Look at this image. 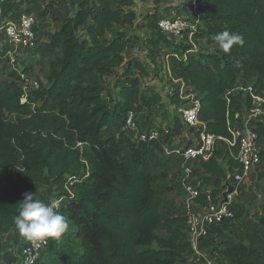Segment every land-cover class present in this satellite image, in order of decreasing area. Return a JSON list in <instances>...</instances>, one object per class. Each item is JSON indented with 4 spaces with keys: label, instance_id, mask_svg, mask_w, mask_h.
<instances>
[{
    "label": "trees",
    "instance_id": "1",
    "mask_svg": "<svg viewBox=\"0 0 264 264\" xmlns=\"http://www.w3.org/2000/svg\"><path fill=\"white\" fill-rule=\"evenodd\" d=\"M199 2L193 42L205 39L211 45L216 34L228 30L243 36L244 43L228 52L200 54L190 45H179L168 54V67L173 80L188 86L185 94L199 100L198 119L205 131L232 141L230 125L236 112L245 107L243 98L234 94L237 76L245 88L251 86L264 96V0ZM33 3L27 0V4ZM134 4L135 0H81L47 44L59 52L47 62V86L39 84L24 92L26 80L13 69L9 70L12 84L0 81V257L4 264H19L14 252L3 247L7 235L18 232L14 217L25 193H36L49 205L55 194L69 197L60 211L70 230L62 240L50 239L36 264H178L192 253L180 211H160L167 188L156 184L157 177L151 173L156 159L153 150L160 149V143L132 140L121 130L128 112L151 110L158 96L145 89L142 104L136 103L140 84L130 77L136 65H127L122 73L125 80L119 83L114 111L102 94L104 76L124 63L130 43L128 28L136 20L129 9ZM16 10L14 19L29 13L20 7ZM9 12L4 9L1 18ZM3 46L0 65L6 61L7 47ZM180 51L183 55L179 57ZM23 96L25 102H21ZM11 117L14 122L9 121ZM146 122L152 128L150 119ZM168 129L166 140L182 134L179 115ZM225 149L221 143L201 165L207 184L214 179L219 187L226 178L221 162ZM228 164L231 171L236 163L228 159ZM262 177L264 169L259 174ZM69 178L75 180L69 185L72 198L65 188ZM43 186L53 197L46 198ZM262 210L256 219L257 230L241 231L234 241L224 243L222 264H262L264 205ZM158 230L164 236L156 235ZM215 234L222 235L221 229L216 228ZM213 237L200 240L198 249L212 247Z\"/></svg>",
    "mask_w": 264,
    "mask_h": 264
},
{
    "label": "rangeland",
    "instance_id": "2",
    "mask_svg": "<svg viewBox=\"0 0 264 264\" xmlns=\"http://www.w3.org/2000/svg\"><path fill=\"white\" fill-rule=\"evenodd\" d=\"M31 1H35L33 8L24 4L27 0H5L0 6L1 12H3L4 9H10L9 14L5 18H8L7 20H14L13 17L17 11L16 9L17 7H20V9L25 12H29L22 14H31L36 21V42L34 49L26 52L23 57L13 55V60H11L10 56L5 53L4 58H6V61L0 65V69H2V71H0V81L12 84L13 79L9 77V70L13 69L21 74L22 79L26 80L22 85V87H25L26 89L31 88L33 82L47 86L44 80V75L47 71V62L49 59H55L59 55L57 50L52 49L47 45L48 41H51L52 30L46 32L45 23L50 21L53 24V27L57 29L59 24L63 25L65 17L67 18L68 16H71V14L76 11L78 3L81 0ZM37 1H40L38 6H36ZM21 3H23V7L21 6ZM129 9L135 12L136 20L133 25L128 28L130 43L125 51L124 63L112 75L104 76V91L102 94L109 102L110 110L114 111V107L119 101V83L125 80V76L122 75L124 69L127 65L137 66L134 68L132 75L130 76L131 79L137 78L140 84V94L136 97V103L142 104L145 97L144 91L149 88L158 96V103L148 111H130L124 118L125 123L121 130L131 136L132 140H136L138 133L131 131L126 124V119L129 113L134 114V118L141 130H157L158 128H161V130H169L168 127L173 123L174 117L179 115L178 108L189 103L187 99L190 97H188V94H185V92L189 90L188 86H186L185 83L181 84L180 81L173 80L170 76L168 54L172 51L174 52L179 45H190L196 54L211 53L215 50H221V48L217 42L208 45L205 39H198L196 42H193L192 37L196 26L199 24L198 20L201 11L199 0H135L134 6ZM193 13L196 14L194 20L192 17ZM178 15L185 18L189 22L188 24H193L192 29L189 28L188 31L183 32L179 37L164 35L158 29L157 22L160 19H168L171 17H177ZM192 21L197 22L192 23ZM147 25L150 28H148ZM5 44V38L3 34L0 33V51ZM178 54L179 57L183 55L181 51ZM25 69L29 70L28 74H24L23 70ZM237 81L238 87L236 88V91H234L236 96H238V89L243 86L240 75L237 76ZM176 95L178 96L177 99L175 98L177 97ZM180 97H183V99ZM21 100L24 102L25 96H23ZM244 101H246V99H244ZM8 119L9 121L14 122V118L11 117ZM146 119H150V123L153 125L152 128H148ZM181 133L180 136L174 137L180 138V141L182 135L191 138V132L188 131V129L183 127ZM262 135L263 138L261 144L264 149V129L262 130ZM78 147L81 149L82 146ZM153 152L156 155V159H153L151 173L157 177L156 184H160L167 188V191L162 195V206L160 207V211L176 213V211H180L183 199V193L177 184L176 172L178 165L172 160L167 162L164 156L160 153L159 146L155 147ZM221 162L225 171H227L226 160L224 157ZM263 169L260 170L258 174H252L241 188V192L237 198L238 211L234 220L231 222L232 226L223 227L221 230L222 235L213 237L215 239L214 245L212 246L213 248L210 247L206 251L207 259L211 264L224 263L222 251L225 242L234 241L235 236L241 231L253 233L258 229L259 224L256 219L263 212L262 209L264 205V177L259 178V174L263 172ZM212 181L215 180L213 179ZM74 182L75 180L67 179L65 185L67 191L69 190L68 193L70 198L74 196V192L69 189V185ZM224 182L225 180H222L219 186ZM41 190L48 199L54 195L47 186H43ZM56 195L57 194L54 195L56 198H54L55 200L52 205H55V210L62 214L60 210L69 200V197H58V195ZM69 230L70 229L68 228L66 233H68ZM65 234L62 238L65 237ZM156 235L162 237L164 236V233L158 230L156 231ZM19 237L21 236L18 235V232L8 234L5 239L4 250H10L15 253L22 239ZM1 258L2 257H0V264H4ZM178 264H205V262L203 260L196 261L192 258L191 253H189L186 254ZM262 264H264V257Z\"/></svg>",
    "mask_w": 264,
    "mask_h": 264
},
{
    "label": "built area",
    "instance_id": "3",
    "mask_svg": "<svg viewBox=\"0 0 264 264\" xmlns=\"http://www.w3.org/2000/svg\"><path fill=\"white\" fill-rule=\"evenodd\" d=\"M4 1L0 0V6ZM1 13L0 9V33L6 41V54L11 60L14 56L23 57L26 52L35 47V18L31 14H21L14 20H7V18L3 21ZM195 15L193 13V17ZM188 23L185 18L178 15L160 19L157 27L164 35L179 37L189 28L192 29L193 24ZM176 81L184 83L181 80ZM32 84L33 89L39 86L37 82ZM22 88L24 92L29 89ZM238 95L246 101H244L245 107L236 112V119L230 125L232 141L205 131L204 123L198 119L199 100L192 94L188 95L189 103L178 108L181 123L191 132V138L182 135L181 141L180 138L175 137L166 140L169 130H141L133 113H129L126 119L128 128L138 133L137 141L159 142L162 155L167 159H174L173 161L178 165L176 177L177 184L183 193L180 213L185 219V234L191 245L192 258L196 261L203 260L205 264L211 263L207 259V249H198L199 241L210 235L215 236L216 228L222 230L225 222L231 223L234 220L238 211L237 198L242 186L252 174H258L264 166L262 155L264 149L261 144L264 129V96L255 93L251 86L246 88L241 86L238 89ZM180 98L183 99V97ZM247 104H249L248 107H246ZM221 143H224L226 147L223 157L226 160L227 174L225 182L216 187L214 181L208 184L205 182L206 174L201 172V165L209 161L214 150ZM77 146H82V144L78 143ZM228 159L236 163L231 171ZM18 235H20L19 232ZM21 238L22 245L14 253L19 258V264H36L43 251L49 247L50 239L28 241Z\"/></svg>",
    "mask_w": 264,
    "mask_h": 264
},
{
    "label": "clouds",
    "instance_id": "4",
    "mask_svg": "<svg viewBox=\"0 0 264 264\" xmlns=\"http://www.w3.org/2000/svg\"><path fill=\"white\" fill-rule=\"evenodd\" d=\"M219 47L228 52L235 45H243V36L224 30L215 35ZM19 171H24L21 168ZM14 224L21 237L28 241L60 239L68 230L67 217L55 210V205L46 204L36 193H25L18 203Z\"/></svg>",
    "mask_w": 264,
    "mask_h": 264
},
{
    "label": "crops",
    "instance_id": "5",
    "mask_svg": "<svg viewBox=\"0 0 264 264\" xmlns=\"http://www.w3.org/2000/svg\"><path fill=\"white\" fill-rule=\"evenodd\" d=\"M20 2V1H19ZM39 2L40 1H37V5L36 6H38V4H39ZM26 6H30L31 8H33V5H34V3L33 4H27V2L26 3H24ZM21 6L23 7V3H21ZM74 11V10H73ZM72 15V14H71ZM5 18L6 17H4V18H2L3 19V21L5 20ZM65 19H66V17H65ZM64 19V20H65ZM63 20V21H64ZM63 21H62V23H63ZM46 22V21H45ZM45 25H46V32L48 31V30H52V34L55 32V31H57V30H59V28H60V26L62 25V24H59V26L57 27V29H55L54 27H53V24L50 22V21H47V23H45ZM38 34H41V33H38ZM43 35V34H42ZM49 42V41H48ZM15 235H17V234H15ZM20 236V235H19ZM19 238H21V237H19Z\"/></svg>",
    "mask_w": 264,
    "mask_h": 264
}]
</instances>
